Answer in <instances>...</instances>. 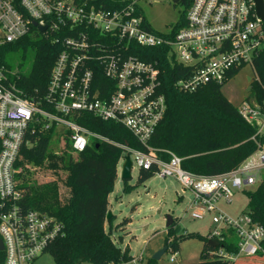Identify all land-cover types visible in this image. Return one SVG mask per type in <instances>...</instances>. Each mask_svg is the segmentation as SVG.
I'll list each match as a JSON object with an SVG mask.
<instances>
[{
  "label": "built area",
  "instance_id": "1",
  "mask_svg": "<svg viewBox=\"0 0 264 264\" xmlns=\"http://www.w3.org/2000/svg\"><path fill=\"white\" fill-rule=\"evenodd\" d=\"M144 0H0V45L15 43L34 31L59 48L40 97H27L15 86L17 73L0 68V264H32L56 239L64 236L55 218L22 206L23 191L17 181L21 150L35 134L53 130L59 149L83 152L92 142L119 148L117 166L129 156L131 171L153 170L160 179L171 178L192 194L202 219L214 213L207 241H216L214 255L230 262L239 257L264 258V226L252 221L248 211L237 219L216 204L231 203L233 191L256 188L264 181V101L244 100L239 115L255 126L250 138L256 151L234 170L202 176L181 167L182 159L162 151L157 156L147 143L162 120L166 104L160 93L156 61H143L138 49H162L170 65L180 68L176 86L193 93L209 84L221 85L242 67L249 66L257 81L253 61L264 49V24L253 0H193L184 24L170 32L147 29L140 3ZM44 27L43 32L38 31ZM250 78V81L252 80ZM90 115L129 131L146 151L111 141L81 126ZM117 172V168H116ZM235 232L236 253L223 247L222 231ZM142 254L131 264H140ZM173 255L170 261H172Z\"/></svg>",
  "mask_w": 264,
  "mask_h": 264
},
{
  "label": "trees",
  "instance_id": "2",
  "mask_svg": "<svg viewBox=\"0 0 264 264\" xmlns=\"http://www.w3.org/2000/svg\"><path fill=\"white\" fill-rule=\"evenodd\" d=\"M193 0H173L183 12L174 28H180ZM147 29L154 32L148 23ZM21 51L22 57L31 55V64L25 72H16L15 86L27 97L43 95L49 71L58 55L59 48L43 34L34 31L31 35L8 45H0V68L12 71L7 57ZM135 56L143 61H156L160 69V93L165 98L166 111L150 137L147 146L157 156L166 160L162 151H168L182 159L181 167L193 174L215 176L237 168L257 149L250 140L255 126L246 122L237 107L221 93V85L209 84L193 93H183L176 86L180 78L178 67L170 65L162 49H138ZM256 80H251L252 97L258 103L264 101V49L253 61ZM78 123L111 141L146 151L132 134L120 125L100 121L83 115ZM54 131L35 134L29 145L21 150L18 166L21 168L17 181L23 191L22 206L25 210L37 211L55 218L63 226L64 236L56 239L45 250L54 264H121L132 260L129 250L118 248L104 225L107 219L108 197L113 192L117 179V163L122 151L102 142H92L83 152L73 153L68 148L57 152L50 148ZM264 145V136L259 139ZM154 175L153 170H139L136 185H141ZM42 177V179H39ZM123 192L133 187L122 180ZM69 194L61 197V189ZM247 211L252 221L264 226V181L251 191ZM128 220H126L127 222ZM174 223L167 228L171 236ZM110 229V228H109ZM220 247L227 253H236L234 230L222 231ZM167 250L175 252L178 243L173 238L166 244ZM264 249V240L261 243ZM166 250V251H167ZM165 251V252H166ZM216 248L206 241L197 264H235L214 255ZM264 261L261 255L248 257ZM148 259L147 264H154Z\"/></svg>",
  "mask_w": 264,
  "mask_h": 264
},
{
  "label": "rangeland",
  "instance_id": "3",
  "mask_svg": "<svg viewBox=\"0 0 264 264\" xmlns=\"http://www.w3.org/2000/svg\"><path fill=\"white\" fill-rule=\"evenodd\" d=\"M140 8L148 25L158 33L170 32L183 12L182 7L173 0H144L140 3ZM31 61V55L27 54L23 58L21 51L7 57V65L12 71L25 72ZM253 76L249 66L242 67L223 85L221 93L238 107L244 100L252 97L251 84L247 78L252 79ZM50 148L57 152L59 142L52 141ZM121 167L122 163L117 166V179L109 196L110 214L114 218L109 226L104 225L105 232L110 233L113 243L121 250L127 247L133 257L142 254L140 264H147L148 259H152L169 241L176 238L178 243L176 251L167 250L159 259L154 260V264H197L203 244L214 227L211 221L214 213H205L202 219H194L192 213L199 211L201 206L193 204L192 194L188 190H183L171 178L160 179L153 175L143 184L136 185L139 171L135 165L127 182V185L133 188L129 193H124L122 191L124 184L120 178ZM253 189L254 187L250 188ZM61 191V197L69 194L65 188ZM245 192L234 190L231 203L220 200L216 204L217 208L232 219H237L247 211L248 198ZM168 217L175 224L171 236H168L165 226ZM177 228L179 230L176 231ZM172 255L174 259L170 261ZM32 264H54V261L50 254L45 253ZM235 264H264V261L239 257Z\"/></svg>",
  "mask_w": 264,
  "mask_h": 264
},
{
  "label": "water",
  "instance_id": "4",
  "mask_svg": "<svg viewBox=\"0 0 264 264\" xmlns=\"http://www.w3.org/2000/svg\"><path fill=\"white\" fill-rule=\"evenodd\" d=\"M254 6H255V12L257 17L263 21L264 24V0H253ZM45 30L44 27H39L38 31L43 32ZM248 82L250 81V78H247ZM121 180H129L131 178V162L129 159V156L124 157V162L121 167V173H120ZM111 216L110 213L107 214V219ZM172 219L170 217L167 218L166 222V228L170 227L172 225ZM179 230V228L176 229V231ZM208 244L216 248L218 247V243L216 241H208ZM2 248L1 242H0V249ZM167 250V246H165L161 251L156 253L152 260H157L160 258V256Z\"/></svg>",
  "mask_w": 264,
  "mask_h": 264
},
{
  "label": "crops",
  "instance_id": "5",
  "mask_svg": "<svg viewBox=\"0 0 264 264\" xmlns=\"http://www.w3.org/2000/svg\"><path fill=\"white\" fill-rule=\"evenodd\" d=\"M110 196V195H109ZM108 210H109V213L111 212V205H110V202H109V197H108ZM106 225V224H105ZM130 254V253H129ZM132 256V255H131ZM133 257V256H132ZM143 257V256H142Z\"/></svg>",
  "mask_w": 264,
  "mask_h": 264
}]
</instances>
